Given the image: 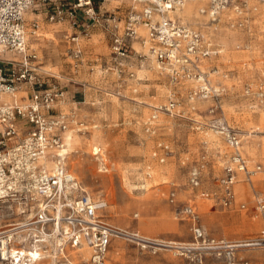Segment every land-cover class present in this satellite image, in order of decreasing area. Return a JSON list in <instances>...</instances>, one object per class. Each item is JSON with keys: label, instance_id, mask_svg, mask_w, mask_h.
<instances>
[{"label": "rangeland", "instance_id": "obj_1", "mask_svg": "<svg viewBox=\"0 0 264 264\" xmlns=\"http://www.w3.org/2000/svg\"><path fill=\"white\" fill-rule=\"evenodd\" d=\"M95 1L100 12L116 13L121 20L132 7H141L133 0ZM196 4L191 18L183 19L175 12L168 15L201 31L217 50L205 59L203 67L211 71L214 84L225 87L218 101H187L191 83L171 85L167 73L156 67L157 62L138 40L133 47L144 56L131 57L119 73L110 63V33L100 24L91 25L90 34L80 35L82 60L75 67L68 52V36L74 27L68 20H48L40 6L24 15L27 47L36 51L43 68L55 74L62 87L79 90L75 95L65 93L56 104L59 111H75V121L67 130L74 132L73 149L63 156L62 163L92 198L106 201L107 206L99 211L104 220L175 242L194 241V224L206 237L215 239L257 237L262 216L256 199L264 193V3L237 0L214 19L199 11V7L206 8L208 0ZM33 18L39 22L36 33L31 27ZM171 93L180 102L179 112L158 111L156 107L168 103ZM26 95V89L17 93L24 99ZM212 107L214 111H210ZM221 123L242 131L240 151L247 166L256 170L250 180L239 174L232 187L231 206L220 200L219 179L225 156L232 151L218 131ZM92 144L104 150L107 161L103 169L91 153ZM193 170L199 172L198 185L190 181ZM241 203L245 208L239 207ZM188 205L196 211V223L183 212ZM68 252L75 262L87 257L84 249L80 258L71 248ZM239 255L264 264L262 248L241 250ZM40 264L54 262L46 257ZM106 264L226 263L210 254L199 263L169 250L153 252L114 237Z\"/></svg>", "mask_w": 264, "mask_h": 264}, {"label": "built area", "instance_id": "obj_2", "mask_svg": "<svg viewBox=\"0 0 264 264\" xmlns=\"http://www.w3.org/2000/svg\"><path fill=\"white\" fill-rule=\"evenodd\" d=\"M133 1L141 3V7H132L121 20L116 13L100 12L95 0H0V264H34L36 259L46 257L55 264H106L111 241L119 235L153 252L169 250L199 263L204 255L210 254L226 264H255L239 252L264 249V193L256 199V209L262 216L257 237L215 239L206 237L194 224V241H148L135 231H122L104 220L99 211L107 206L106 201L92 198L63 165L65 132L75 121V111L57 110L56 104L65 90L56 75L43 68L36 51L27 47L24 15L34 6H40L38 9L45 11L48 20H68L72 27L80 29L68 36V52L75 67L82 60L80 35H88L91 25L100 24L110 33V63L119 73L131 57L144 56L133 48L132 42L138 40L167 73L171 85L191 83L185 94L187 101H218L225 92L224 86L211 81V71L203 67L205 59L217 54V50L210 47L201 31L168 15L189 0ZM236 1L208 0L201 12L214 19ZM31 21L34 32L39 22L36 18ZM142 26L146 36L139 32ZM129 73L133 75L132 71ZM23 89L27 91L25 99L17 96ZM179 104L175 93H171L168 103L156 109L178 113ZM217 127L232 148L225 156L219 179L221 203L231 206L232 187L239 174L250 180L256 170L247 166L240 151L242 131L222 123ZM260 169L258 166L257 170ZM190 181L198 185V170L191 172ZM239 207L245 208V204ZM183 212L197 222L193 207L185 206ZM68 248L72 251L87 248L89 254L75 262ZM34 250L36 258L31 256ZM76 256L80 258L79 252Z\"/></svg>", "mask_w": 264, "mask_h": 264}, {"label": "bare ground", "instance_id": "obj_3", "mask_svg": "<svg viewBox=\"0 0 264 264\" xmlns=\"http://www.w3.org/2000/svg\"><path fill=\"white\" fill-rule=\"evenodd\" d=\"M204 1H205V0H189V1L184 2V3L182 4V6H180L181 8L177 7V8H175V9L169 11V12H171V14L175 12L176 14H179V16H181L183 19H188V18H191V17H192V15H193V13H194V7L197 5L196 3H200V4H202ZM136 7H137V6H135V8H136ZM202 9H203V8L199 7V11H200V12H201ZM36 31H37V30H35L34 33H36ZM140 31H141V32H140ZM139 32L141 33V35H143V33H144V36L147 35V31H146L145 27H143V26L139 29ZM142 32H143V33H142ZM46 33H47V32H46ZM47 35H49V36H48L49 38L52 37V36H51V33H47ZM143 47H145V48L147 49V50H146V52H147V51H148L147 46L144 45ZM6 55H7V56H11L9 52H7ZM153 59H154V58H153ZM154 60H155V59H154ZM154 60H153V61H154ZM155 61H156V60H155ZM155 63H156V62H155ZM156 67H158V64H157V63H156ZM73 133H74V132H72V131H70V130L65 132V145H64V147H63V149H62V151H61V153H62L63 155L67 154L68 152H71V150L73 149V141H72ZM90 150H91V153L95 156V159L98 161L99 168H100V169L105 168V164H106L107 158H106L105 155H104V150H102V146H100V145H96V144H92ZM118 228H120L122 231H125V232H131V231H129V230H127V229H124V228H121V227H118ZM135 232H136V231H135ZM136 233H138L143 239L148 240V241H153V240H164V239H160V238L149 237V236H146V235L140 234L139 232H136ZM118 237H121V238H122V237H125V236H124V235H119ZM82 249L85 250V252L87 253V256H88V254H89L88 249H87V248H82ZM82 249H81V250H82ZM81 250H79V251H76V250H75V251H72V252H73V253H74V252H75V253H78V252L80 253ZM75 253H74V254H75ZM31 256H32L33 258H36V257H37V253H36L35 250L31 252ZM75 256H76V254H75ZM40 260H42V259H39V260L36 259L35 263H36V264H40ZM54 264H55V263H54Z\"/></svg>", "mask_w": 264, "mask_h": 264}, {"label": "crops", "instance_id": "obj_4", "mask_svg": "<svg viewBox=\"0 0 264 264\" xmlns=\"http://www.w3.org/2000/svg\"><path fill=\"white\" fill-rule=\"evenodd\" d=\"M72 27V26H71ZM79 31H80V29L79 28H76V27H74V30L71 32V33H69V35L70 34H74V33H79ZM90 31H91V27L89 28V34H90ZM84 37V36H83ZM134 44V41L132 42V45ZM79 46L81 47V45H80V43H79ZM134 48V47H133ZM81 49H82V47H81ZM136 50V49H135ZM133 50L131 49V52H132ZM83 53V52H82ZM70 80H72V81H74L75 79H72V78H70ZM63 88H64V90H65V93H68L69 95H75L76 94V92H79V90H78V88H70L69 87V89L67 90V88H66V85H63ZM244 156V155H243ZM245 157V156H244ZM246 159V158H245Z\"/></svg>", "mask_w": 264, "mask_h": 264}]
</instances>
